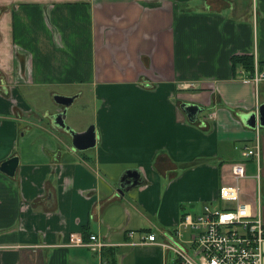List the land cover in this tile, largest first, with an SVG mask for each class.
I'll return each mask as SVG.
<instances>
[{
    "label": "crops",
    "instance_id": "crops-1",
    "mask_svg": "<svg viewBox=\"0 0 264 264\" xmlns=\"http://www.w3.org/2000/svg\"><path fill=\"white\" fill-rule=\"evenodd\" d=\"M242 54L264 65V0H0V164L20 158L14 176L0 171V264H103L66 245L73 233L105 236L102 258L115 251L116 264H174L171 250L137 242L216 205L234 163L263 187L264 126L241 114L264 102V79L233 65ZM87 85L94 120L72 127L95 124L87 150L52 122L59 108L20 92L77 86L62 94L79 97ZM183 102L204 112L192 121ZM257 143L259 164L244 152ZM129 169L141 183L121 193Z\"/></svg>",
    "mask_w": 264,
    "mask_h": 264
},
{
    "label": "built area",
    "instance_id": "built-area-1",
    "mask_svg": "<svg viewBox=\"0 0 264 264\" xmlns=\"http://www.w3.org/2000/svg\"><path fill=\"white\" fill-rule=\"evenodd\" d=\"M256 82L264 79V70L256 69L251 77ZM246 156H255L260 163V145L244 147ZM234 181L220 186L217 200L204 203L199 211L185 212L172 237L159 240L156 233L142 236L137 243L159 244L174 253V264H263L264 261V213L261 198L260 174H257V194L247 200L244 197L242 179L248 177L243 163L231 168ZM134 231H131L132 235ZM67 246L88 247L99 255L103 264V250L112 245L99 233H91L86 239L81 233L69 236Z\"/></svg>",
    "mask_w": 264,
    "mask_h": 264
},
{
    "label": "water",
    "instance_id": "water-1",
    "mask_svg": "<svg viewBox=\"0 0 264 264\" xmlns=\"http://www.w3.org/2000/svg\"><path fill=\"white\" fill-rule=\"evenodd\" d=\"M78 94L65 95L56 93L53 96L54 101L59 105V109L56 112L51 113L50 117L52 122L59 128L65 129L72 137V144L74 149L87 150L96 145L97 133L95 124L89 125L85 130L77 131L66 123V116L68 107L71 106ZM181 108L187 113L190 120L195 121L199 118V113L204 111V107L192 102H183ZM241 119L244 124L250 128H256L257 126H264V102L260 104L258 110L253 112L241 114ZM20 158L18 155H13L10 158L4 160L0 164V171L6 173L9 176L16 174L19 166ZM141 173L137 169L127 170L120 178V185L118 191L125 193L130 187L137 186L141 183Z\"/></svg>",
    "mask_w": 264,
    "mask_h": 264
},
{
    "label": "rangeland",
    "instance_id": "rangeland-1",
    "mask_svg": "<svg viewBox=\"0 0 264 264\" xmlns=\"http://www.w3.org/2000/svg\"><path fill=\"white\" fill-rule=\"evenodd\" d=\"M48 90H55L56 92L51 96L47 95V94H43V93H39V92H33L28 90L27 87H20V92L21 95L23 96V99L25 101H27L28 103H34L36 101H40L43 104L49 105L52 111H56L59 108V105L54 101L53 96L56 93H65V92H76V90L80 89L77 86H66V87H57V86H49L47 88ZM84 93L83 95L77 97L74 101V103L68 107L67 110V116H66V123L71 126L74 127V122H93L94 120V115H95V102L96 99L94 98L95 93L93 90V87L90 85L85 86L84 88ZM74 91V92H73ZM261 97H264V89L262 88L261 91ZM208 106L206 108V110L208 111ZM37 111V110H35ZM204 112V111H203ZM202 112V113H203ZM41 115L43 116L42 112ZM204 114H202L203 116ZM46 118H48V116L46 115ZM74 119V121H73ZM90 125V124H89ZM231 148H229L227 151H229ZM229 156V155H228ZM252 175V174H251ZM250 176V175H248ZM244 179H242L241 181V185L244 189V192L246 194L249 195V197L251 198V201L253 200V197L255 198L257 191V185H256V181L253 182H243ZM256 191V194H254ZM263 196V197H262ZM261 198H262V209L264 210V184L263 187L261 185ZM219 202H216L215 206H219ZM264 247V246H263ZM172 254L174 255V253L172 252ZM264 264V261H263Z\"/></svg>",
    "mask_w": 264,
    "mask_h": 264
},
{
    "label": "trees",
    "instance_id": "trees-1",
    "mask_svg": "<svg viewBox=\"0 0 264 264\" xmlns=\"http://www.w3.org/2000/svg\"><path fill=\"white\" fill-rule=\"evenodd\" d=\"M232 62L233 65H239L241 66L243 69H245L246 71H248L250 73L249 76H253L256 70V67L259 71H262V69L264 68V65L262 64V62L260 61H256L255 57L252 54H242V55H234L232 57ZM85 236L88 237V235L85 234ZM104 260L106 261V263H110V264H116V252L115 251H109V253H104Z\"/></svg>",
    "mask_w": 264,
    "mask_h": 264
}]
</instances>
